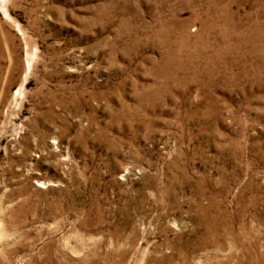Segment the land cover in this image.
I'll use <instances>...</instances> for the list:
<instances>
[{
  "label": "rangeland",
  "instance_id": "1",
  "mask_svg": "<svg viewBox=\"0 0 264 264\" xmlns=\"http://www.w3.org/2000/svg\"><path fill=\"white\" fill-rule=\"evenodd\" d=\"M0 264H264V0H0Z\"/></svg>",
  "mask_w": 264,
  "mask_h": 264
}]
</instances>
